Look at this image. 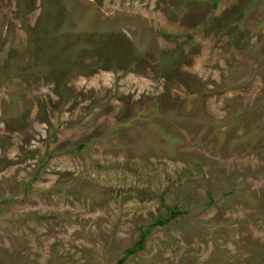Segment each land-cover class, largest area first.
<instances>
[{
    "label": "rangeland",
    "instance_id": "1",
    "mask_svg": "<svg viewBox=\"0 0 264 264\" xmlns=\"http://www.w3.org/2000/svg\"><path fill=\"white\" fill-rule=\"evenodd\" d=\"M121 258L264 264V0H0V264Z\"/></svg>",
    "mask_w": 264,
    "mask_h": 264
},
{
    "label": "trees",
    "instance_id": "2",
    "mask_svg": "<svg viewBox=\"0 0 264 264\" xmlns=\"http://www.w3.org/2000/svg\"><path fill=\"white\" fill-rule=\"evenodd\" d=\"M167 56V58H172L171 57V54H165V56H163V57H166ZM133 252V250H131V251H129V253H132ZM122 260H123V258H121L119 261H118V264H122Z\"/></svg>",
    "mask_w": 264,
    "mask_h": 264
}]
</instances>
